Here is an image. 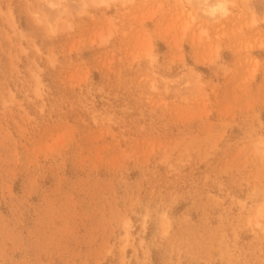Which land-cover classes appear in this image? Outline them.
Listing matches in <instances>:
<instances>
[{"label": "rangeland", "instance_id": "obj_1", "mask_svg": "<svg viewBox=\"0 0 264 264\" xmlns=\"http://www.w3.org/2000/svg\"><path fill=\"white\" fill-rule=\"evenodd\" d=\"M200 1L0 0V264H264V0Z\"/></svg>", "mask_w": 264, "mask_h": 264}, {"label": "bare ground", "instance_id": "obj_2", "mask_svg": "<svg viewBox=\"0 0 264 264\" xmlns=\"http://www.w3.org/2000/svg\"><path fill=\"white\" fill-rule=\"evenodd\" d=\"M104 1V0H102ZM214 0H201L200 2L203 4L204 6V11H208L209 13H211L212 15L217 14V13H226L227 12V3H225L224 1H220L218 4L213 5L212 2ZM211 16V15H210Z\"/></svg>", "mask_w": 264, "mask_h": 264}]
</instances>
